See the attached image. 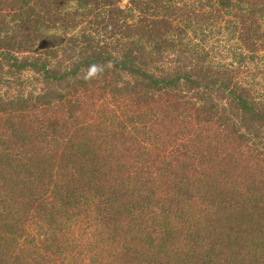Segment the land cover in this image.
Wrapping results in <instances>:
<instances>
[{"label":"trees","instance_id":"1","mask_svg":"<svg viewBox=\"0 0 264 264\" xmlns=\"http://www.w3.org/2000/svg\"><path fill=\"white\" fill-rule=\"evenodd\" d=\"M0 264H264V0H0Z\"/></svg>","mask_w":264,"mask_h":264},{"label":"clouds","instance_id":"2","mask_svg":"<svg viewBox=\"0 0 264 264\" xmlns=\"http://www.w3.org/2000/svg\"><path fill=\"white\" fill-rule=\"evenodd\" d=\"M101 69H99L97 66L93 65L91 66V68L89 69L88 72V77H92L94 76L98 71H100Z\"/></svg>","mask_w":264,"mask_h":264}]
</instances>
